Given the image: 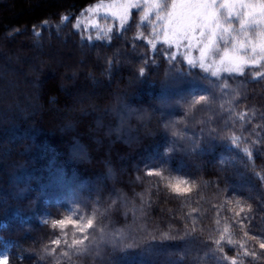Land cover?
<instances>
[{"label":"trees","instance_id":"trees-1","mask_svg":"<svg viewBox=\"0 0 264 264\" xmlns=\"http://www.w3.org/2000/svg\"><path fill=\"white\" fill-rule=\"evenodd\" d=\"M101 1L0 0V264H264V65L239 121Z\"/></svg>","mask_w":264,"mask_h":264},{"label":"rangeland","instance_id":"rangeland-1","mask_svg":"<svg viewBox=\"0 0 264 264\" xmlns=\"http://www.w3.org/2000/svg\"><path fill=\"white\" fill-rule=\"evenodd\" d=\"M134 8L160 15V41L175 56L199 65L214 78L206 88L230 106L237 120L247 122L249 115L235 106L242 92L237 77L247 66L264 65V0L101 1L93 5L85 21L96 23L98 17H106L124 23ZM8 255L6 246L0 250V263Z\"/></svg>","mask_w":264,"mask_h":264}]
</instances>
